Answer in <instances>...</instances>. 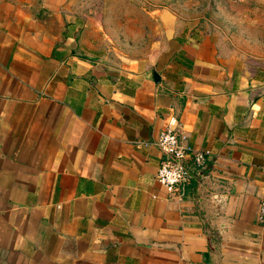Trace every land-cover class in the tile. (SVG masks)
Wrapping results in <instances>:
<instances>
[{"label":"crops","instance_id":"obj_1","mask_svg":"<svg viewBox=\"0 0 264 264\" xmlns=\"http://www.w3.org/2000/svg\"><path fill=\"white\" fill-rule=\"evenodd\" d=\"M101 2L0 0V264H264V59L169 10L127 56ZM172 117L211 152L180 197Z\"/></svg>","mask_w":264,"mask_h":264},{"label":"rangeland","instance_id":"obj_2","mask_svg":"<svg viewBox=\"0 0 264 264\" xmlns=\"http://www.w3.org/2000/svg\"><path fill=\"white\" fill-rule=\"evenodd\" d=\"M111 44L127 56L149 51L155 16L169 10L182 22L213 33L245 56L264 59V0H102Z\"/></svg>","mask_w":264,"mask_h":264},{"label":"built area","instance_id":"obj_3","mask_svg":"<svg viewBox=\"0 0 264 264\" xmlns=\"http://www.w3.org/2000/svg\"><path fill=\"white\" fill-rule=\"evenodd\" d=\"M175 123L176 119L172 117L168 127L159 131L154 142L163 155L156 180L165 188L169 197H180L191 180L192 168L200 170L211 156L209 149L187 145L184 137L173 128ZM256 219L264 222V197L259 201Z\"/></svg>","mask_w":264,"mask_h":264},{"label":"water","instance_id":"obj_4","mask_svg":"<svg viewBox=\"0 0 264 264\" xmlns=\"http://www.w3.org/2000/svg\"><path fill=\"white\" fill-rule=\"evenodd\" d=\"M154 78L157 79V78H156V75H154Z\"/></svg>","mask_w":264,"mask_h":264}]
</instances>
